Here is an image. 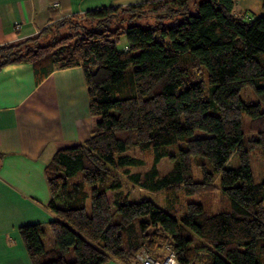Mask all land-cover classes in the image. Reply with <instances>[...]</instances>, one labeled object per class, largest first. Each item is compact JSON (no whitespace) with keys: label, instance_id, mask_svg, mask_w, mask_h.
I'll use <instances>...</instances> for the list:
<instances>
[{"label":"trees","instance_id":"1","mask_svg":"<svg viewBox=\"0 0 264 264\" xmlns=\"http://www.w3.org/2000/svg\"><path fill=\"white\" fill-rule=\"evenodd\" d=\"M235 4L151 0L102 6L63 18L85 16L91 24L66 38H75L66 50L55 51L63 40L40 41L52 23L34 38L0 45V69L30 63L37 82L56 68L81 66L89 97L90 137L59 148L46 167L47 206L55 217L19 227L34 264H140L139 251L162 256L167 247L185 264H264V180H255L250 163L251 148L264 154V0L263 12L249 20L234 12ZM147 7L159 21L143 26L137 17ZM120 10L132 17L113 25ZM122 35L126 45L120 49ZM197 70L207 73L208 83ZM247 86L256 102L241 97ZM245 116L257 132L250 146ZM197 130L207 134L195 136ZM132 145L154 151L146 172L129 169L143 164L127 153ZM235 155L237 166L230 165ZM164 156L172 168L161 175ZM194 158L200 180L193 175ZM120 168L143 189L182 185L186 194L211 187L218 176L231 205L209 212L190 202L178 217L173 204L166 209L151 199L129 201L120 195ZM48 230L51 246L45 243Z\"/></svg>","mask_w":264,"mask_h":264},{"label":"crops","instance_id":"2","mask_svg":"<svg viewBox=\"0 0 264 264\" xmlns=\"http://www.w3.org/2000/svg\"><path fill=\"white\" fill-rule=\"evenodd\" d=\"M145 1L151 0H0V45L34 38L49 24L90 9ZM251 2L257 0H236L234 12L245 17ZM90 134L81 66L56 68L41 82L30 63L0 69V264H34L19 227L55 217L47 206L46 167L59 148L82 143Z\"/></svg>","mask_w":264,"mask_h":264},{"label":"rangeland","instance_id":"3","mask_svg":"<svg viewBox=\"0 0 264 264\" xmlns=\"http://www.w3.org/2000/svg\"><path fill=\"white\" fill-rule=\"evenodd\" d=\"M250 9L245 11V19L249 20L254 18L255 16L261 14L263 12L262 2L261 0H257V3L251 2L249 4ZM240 5L235 8L237 12H239ZM151 13L156 14L149 10V8H145L141 15H137L138 23L147 26L151 23H157L159 19L156 16L151 15ZM132 17L131 12L120 10L118 13L117 22L113 23V25H125L128 23V18ZM168 20V19H165ZM83 25L91 26L89 19L85 16H72L60 21H56L50 25L49 29L46 30L40 37L41 42H48L52 40H63L65 43L57 46L55 51H59L61 49H67L70 45H73L75 42V38L66 40V38L72 37L81 31L80 27ZM121 31V30H120ZM126 45L125 35L121 36V41L118 45L120 49H123ZM196 76H201L206 83H208L207 73L203 70H197ZM241 97L246 102H256L257 96L254 93V90L247 86L243 88L240 92ZM244 130H245V138L248 146L251 145V140L257 135L256 129L254 128V124L248 116L244 117ZM207 133L203 130H197L195 132V136L198 135H206ZM176 146L169 147V150H175ZM130 155L139 157L143 160V164L140 166L129 167L131 172H146L150 169L153 163L154 151L151 150H141L138 146L132 145L129 147L128 152ZM239 163L238 157L235 155L232 157L230 165L237 166ZM250 163L252 168L253 177L256 181L264 180V154L261 148L254 147L250 149ZM159 172L161 175L166 174L172 168V161L168 156H164L159 164H158ZM193 175L196 180L202 179V168L197 162V159L193 160ZM117 176L120 179L122 186L120 188V195L126 198L129 201L138 200L140 198L151 199L156 204L168 208L171 204L174 205L175 214L179 217L181 216L187 209V205L190 202H199L203 205V207L209 212H218L221 210H227L231 205V201L229 197H227L221 187H220V179L217 176L214 183L209 188L201 189L194 194H186L182 185L174 186L171 189H164L160 191H151L147 189H143L138 185L133 184L126 174L123 172V168L116 170ZM113 193L109 192L110 198L113 200ZM45 243L47 246L52 245V234L51 231H47V235L45 237Z\"/></svg>","mask_w":264,"mask_h":264},{"label":"built area","instance_id":"4","mask_svg":"<svg viewBox=\"0 0 264 264\" xmlns=\"http://www.w3.org/2000/svg\"><path fill=\"white\" fill-rule=\"evenodd\" d=\"M136 260L140 264H185L177 258L176 252L172 247H167L162 256H155L147 250L143 249L136 254ZM190 264H198L192 262Z\"/></svg>","mask_w":264,"mask_h":264}]
</instances>
